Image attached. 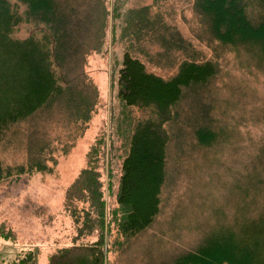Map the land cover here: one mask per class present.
Masks as SVG:
<instances>
[{
    "label": "trees",
    "instance_id": "1",
    "mask_svg": "<svg viewBox=\"0 0 264 264\" xmlns=\"http://www.w3.org/2000/svg\"><path fill=\"white\" fill-rule=\"evenodd\" d=\"M179 1L139 0L131 5L130 0H0V140L9 133L25 137L24 124L34 134L65 128L71 137L66 135L62 150L70 151L97 111L99 90L85 65L92 53L108 52V27L111 52L120 59L111 81L117 110L112 106L114 126L108 134L110 149L120 150L111 156L120 159L115 205L105 210L94 170L97 153L107 144L103 128L94 134L87 165L68 188L65 204H88L82 218L77 208L71 215L78 237H96L78 243L73 239V244L49 253L46 264H104L106 252L120 243L118 237L137 235L160 212L169 148L181 154L188 142L211 147L231 136L230 124L214 114L210 83L219 71L220 48L242 54L247 64L256 62L257 67L264 60V0H191L193 13L202 20L206 42H200L209 54L176 26L183 9ZM21 26L27 30L23 36L16 33ZM152 41L162 47V59L180 50L183 57L175 74L165 77L146 68L140 57L148 58L146 42ZM54 140L49 150L60 149V140ZM44 149L33 147L26 166L17 165L16 172L47 168ZM3 170L9 175L11 166L0 163V177ZM262 211L250 216V204L243 200L229 220L211 226L174 264H264ZM113 230L115 237L107 238ZM0 239L11 244L15 240L3 222ZM36 256L37 249L26 244L17 259L0 264H36Z\"/></svg>",
    "mask_w": 264,
    "mask_h": 264
},
{
    "label": "rangeland",
    "instance_id": "2",
    "mask_svg": "<svg viewBox=\"0 0 264 264\" xmlns=\"http://www.w3.org/2000/svg\"><path fill=\"white\" fill-rule=\"evenodd\" d=\"M138 3L139 0H130L131 5ZM186 3L178 2L183 9L178 10L174 22L192 44L209 54V48L200 42H206L200 31L202 20L193 13L191 0ZM26 31L21 26L16 33L23 36ZM107 33L108 52L92 53L85 65L99 90L97 111L70 151L62 150L66 149L65 137L70 132L65 128L34 134L26 131L24 124L25 137L9 133L0 140V163L11 166V173L3 170L0 177V223L15 235L12 244L0 239V260L4 262L17 259L20 247L30 244L37 249L36 264H46L49 253L73 244V239L76 243L95 239V234L78 237L77 224L71 215V210L77 208L82 218V208L88 204L80 200H74L69 208L65 204L68 188L87 165L88 146L94 134L103 128L107 144L97 153L94 170L104 192L105 210L115 205L120 159L111 156L120 150L110 149L108 134L114 126L110 121L112 106L117 110L111 81L120 59L116 49L111 52L109 27ZM116 45L118 49L120 44ZM146 46L149 56L140 58L148 70L165 77L176 73L183 57L180 50L162 59L158 42H146ZM246 61L242 54L220 48L219 71L210 83L215 91L214 114L231 127L228 141L211 147L188 142L181 154L176 147L169 148L160 212L137 235L128 240L118 237L120 243L106 252L104 264H174L176 257L191 249L211 226L229 220L243 200L250 204V216H258L261 210L264 214V60L258 62V67L254 65L256 62ZM53 138L60 140V149L49 150L56 144ZM33 147L45 148L47 168L17 173L14 168L22 163L26 166V157ZM253 178L255 182H249ZM110 182L112 192L108 190ZM105 221L109 225L108 216ZM106 237H115L114 230Z\"/></svg>",
    "mask_w": 264,
    "mask_h": 264
}]
</instances>
